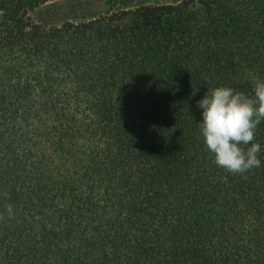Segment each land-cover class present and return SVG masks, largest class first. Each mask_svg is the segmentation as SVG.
<instances>
[{
  "label": "trees",
  "instance_id": "16d2710c",
  "mask_svg": "<svg viewBox=\"0 0 264 264\" xmlns=\"http://www.w3.org/2000/svg\"><path fill=\"white\" fill-rule=\"evenodd\" d=\"M50 1L0 0V264H264V122L232 174L195 106L264 79V0Z\"/></svg>",
  "mask_w": 264,
  "mask_h": 264
},
{
  "label": "clouds",
  "instance_id": "9594fccd",
  "mask_svg": "<svg viewBox=\"0 0 264 264\" xmlns=\"http://www.w3.org/2000/svg\"><path fill=\"white\" fill-rule=\"evenodd\" d=\"M252 95L232 87L207 88L196 101L201 113L199 135L214 163L232 174L261 166V145L254 142L257 126L264 122V79L254 78ZM9 214L12 207H7Z\"/></svg>",
  "mask_w": 264,
  "mask_h": 264
},
{
  "label": "rangeland",
  "instance_id": "374dc122",
  "mask_svg": "<svg viewBox=\"0 0 264 264\" xmlns=\"http://www.w3.org/2000/svg\"><path fill=\"white\" fill-rule=\"evenodd\" d=\"M179 0H53L32 11V17L45 26L91 18L116 8L140 4L169 3Z\"/></svg>",
  "mask_w": 264,
  "mask_h": 264
}]
</instances>
